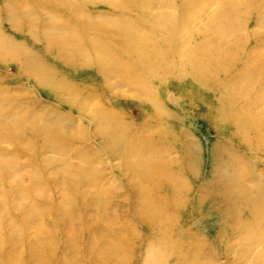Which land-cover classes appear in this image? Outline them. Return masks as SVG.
<instances>
[{"label": "rangeland", "instance_id": "374dc122", "mask_svg": "<svg viewBox=\"0 0 264 264\" xmlns=\"http://www.w3.org/2000/svg\"><path fill=\"white\" fill-rule=\"evenodd\" d=\"M121 1L0 0V264H112L93 247L97 233L109 231L101 204L121 223L120 234L105 237H123L121 264H264V242H255L264 225L251 226L253 209L264 205V0H168L163 13L140 5L130 15ZM224 5L235 14L223 37L211 24ZM161 14L177 27L184 54L197 45L198 58L213 48L225 60L229 44V64H213L216 73L203 86L192 58L182 65L168 39L167 59L161 55L153 72H138L142 83L131 84L129 72L100 67L90 49L72 58L46 43L79 22L119 58L116 24ZM149 172L159 174L148 185ZM147 186L168 218L158 225L141 218ZM164 222L176 229L170 239L178 247L163 243ZM195 246L204 252L198 259Z\"/></svg>", "mask_w": 264, "mask_h": 264}, {"label": "bare ground", "instance_id": "6f19581e", "mask_svg": "<svg viewBox=\"0 0 264 264\" xmlns=\"http://www.w3.org/2000/svg\"><path fill=\"white\" fill-rule=\"evenodd\" d=\"M257 1V0H256ZM167 2L168 0H122L121 1V6H120V10L128 13L129 15L132 14V13H135L136 12V9L140 6V5H143L144 7L145 6H149L151 8H155L158 9L160 12H162L164 10V8H167ZM208 2V1H207ZM202 3V2H200ZM227 3V2H226ZM244 3V2H243ZM70 4V3H69ZM189 4L190 5H195V6H198V3H192L191 1H189ZM209 4V3H208ZM235 4V3H234ZM242 4V3H241ZM251 4V3H250ZM72 5V4H70ZM204 5V4H203ZM210 5V4H209ZM246 5V3L244 4ZM194 6V7H195ZM240 6V5H238ZM243 6V5H242ZM247 6V5H246ZM74 7V6H73ZM72 7V8H73ZM183 10H184V7L182 6ZM181 8V9H182ZM188 8V7H187ZM186 8V9H187ZM233 7H226L224 5V7L222 8V10H220L219 13H217V16L215 18H213L212 20V28H213V31H215L217 34L221 35L224 37V35L226 36V33H224V30L226 29V27L229 26V24H231L232 20H233ZM237 8V7H236ZM197 10V8H196ZM228 10V12H227ZM239 10V9H238ZM239 12V11H238ZM163 13V12H162ZM19 14H22L23 13H20ZM229 15V17H225V15ZM235 14V13H234ZM254 14V13H253ZM261 14V13H260ZM263 14V13H262ZM184 13L181 12L180 16L183 17ZM240 15V14H239ZM252 15V14H251ZM142 16H144L142 14ZM235 16V15H234ZM250 16V14H249ZM148 19H145L144 17L143 18H140V20H130V19H125V21H122L118 24H116L119 28H120V31L122 33V41H123V45L118 49V53H121L123 54V57L121 56V54H119V58H113L111 55H112V47L109 46V45H105L104 43L102 44L99 39H95L94 37H91L89 36L88 34V31L89 29V26L86 27L84 25H82L81 23L78 22V25H81V27L78 28V30H76L75 32L73 30L70 31V33L66 36V37H59V36H49V37H46V43H47V46H49L50 48L53 47L54 49H56L57 51H59L60 54H65L67 57H72V58H75L76 56H78L79 54H81L82 52H84V48H87V49H90L91 52L93 53L94 55V58L97 62V65H99L100 67H106L107 65L111 66L113 68V72L114 71H117L119 72V74L122 76H125L126 73L131 75L128 79V81L131 83V84H140L142 83V80L140 78V74L138 72H142L143 74V71H150V72H153V68L156 69L159 64H158V60L159 59H162V56H165V59H167V53H166V44L168 42V39H171L172 41H174V45L176 47V56L180 57V62L181 64L183 65L184 63L187 64V62L184 60V58L186 56H189L192 58V62H193V66H190L193 71H197V72H202V75H203V78H201L200 80V83L204 86V84H207L208 83V80H210V78H213L214 77V74L216 73L215 71L212 72L214 69V65L216 66H219V65H222V61L223 63L226 62L225 64H229L226 60V56L227 55H231L232 53L231 52H234V47L229 45L228 43V50H224L225 51V54L224 52H222V54H224L225 56H223V58L225 57V60H221L220 57H217L216 54L218 53V51L214 50L213 48L212 49H207L205 50L204 48V53L203 56L204 58H198V54L200 53V47L201 46H194L193 48H190L188 49L184 54V51H182V48L179 46L181 44V41H182V38H178L177 39V33L178 30L177 27H176V30H175V24L171 23V19H169V17L167 15H158L157 17H150V16H146ZM173 17V16H172ZM237 17V16H236ZM251 17V16H250ZM26 18V17H25ZM151 18V20L149 19ZM259 19V18H258ZM153 20V21H152ZM237 20V19H236ZM247 21V20H246ZM244 21V24L245 22ZM210 22V21H209ZM208 22V23H209ZM243 22V21H241ZM239 23V22H238ZM182 24V23H181ZM243 24V23H242ZM243 24V25H244ZM247 24V23H246ZM184 25V24H182ZM181 25V26H182ZM234 25V24H233ZM241 26V25H240ZM184 27V26H183ZM207 27V26H206ZM236 27V26H235ZM241 28V27H240ZM234 29V28H233ZM236 29V28H235ZM181 30H182V27H181ZM80 31V32H79ZM241 31V30H240ZM232 31H230L229 33H227L228 35L231 34V36L234 37L236 31H234V33H232ZM204 33V32H203ZM206 33V32H205ZM207 34V33H206ZM234 34V35H233ZM1 35V34H0ZM80 35V36H79ZM181 36V35H180ZM179 36V37H180ZM204 37V36H203ZM229 38V37H228ZM226 39V42L227 40L229 39ZM180 39V40H179ZM202 39V38H201ZM221 42L223 41V38L221 37ZM231 39V38H230ZM235 39V38H233ZM248 39V38H247ZM7 40V39H6ZM5 40V41H6ZM242 40V39H241ZM244 40V39H243ZM242 40V42H244ZM2 41H4V39L2 38ZM211 41V40H210ZM209 41V42H210ZM169 42H171L169 40ZM214 42V41H213ZM225 42V41H224ZM180 43V44H179ZM212 43V42H210ZM223 43V42H222ZM8 44V42H7ZM245 44V43H243ZM10 45V44H8ZM194 45V44H193ZM4 47V45H1ZM12 46V45H11ZM203 46H206V44L204 43ZM216 46V44H215ZM1 47V48H3ZM239 47V46H238ZM17 48V47H15ZM14 48V49H15ZM237 48V47H236ZM243 49V48H242ZM1 50V49H0ZM3 50H7L6 47L3 48ZM20 50V48H19ZM148 50H152L148 53ZM236 50V49H235ZM7 51H4V52H7ZM21 51V50H20ZM9 52V51H8ZM90 52V53H91ZM238 52V51H237ZM23 53V52H22ZM19 54V53H17ZM173 54V53H172ZM220 54V53H218ZM257 54V53H256ZM22 55V54H21ZM233 55V54H232ZM254 55V54H253ZM209 58V61L210 64L208 65V60H206V58ZM228 57V56H227ZM234 57V56H233ZM30 58V56H29ZM123 58H126L127 60H125L126 62H124V60H122ZM255 58V57H254ZM261 58V56H260ZM33 59V58H32ZM229 59V58H228ZM249 59V58H248ZM34 60V59H33ZM261 60V59H260ZM36 61V60H35ZM33 61V62H35ZM128 61V62H127ZM207 61V62H206ZM254 62V64H256V66H258L259 64V61L256 59V60H252ZM251 61V62H252ZM191 62V63H192ZM230 62V61H229ZM250 62V64H251ZM33 64V63H32ZM35 64V63H34ZM190 64V63H188ZM249 64V65H250ZM253 64V65H254ZM258 64V65H257ZM247 65V64H246ZM260 65H262V63H260ZM248 66V65H247ZM255 66V65H254ZM129 68V69H126V68ZM221 67V66H220ZM223 67V66H222ZM111 68V69H112ZM248 68V67H247ZM250 69V68H249ZM127 70H130V71H127ZM242 71V70H241ZM252 71V70H251ZM253 71H256L254 70L253 68ZM260 72V71H259ZM258 72V73H259ZM247 73V72H246ZM245 73V74H246ZM144 74H149V73H144ZM151 74V73H150ZM218 74V73H217ZM222 74V73H221ZM254 74V73H253ZM242 75V74H241ZM248 75V74H247ZM258 75V74H257ZM260 75V74H259ZM250 76V79L252 78H256V77H253V75H249ZM249 76L247 78H249ZM262 77V76H261ZM259 78V76H258ZM238 79V78H237ZM254 80V79H253ZM245 81V79H244ZM252 81V80H250ZM248 81V83L250 82ZM256 81V80H254ZM217 82V81H216ZM247 82V81H246ZM255 83V82H254ZM237 84V83H236ZM235 84V85H236ZM259 84V83H258ZM264 85V84H263ZM243 82L239 85H237V87L235 86L233 88L234 91H232L230 94L232 93H237V92H241L243 89ZM232 89V88H231ZM256 89V88H255ZM261 89H262V86H261ZM229 94V95H230ZM230 96H233V95H230ZM262 96V95H261ZM235 97V96H234ZM233 97V99H234ZM253 98V97H252ZM224 100V99H222ZM227 101V100H226ZM231 101V100H230ZM235 102V101H234ZM236 103V102H235ZM234 103V104H235ZM248 103V102H247ZM246 103V104H247ZM251 103V102H250ZM243 104V103H242ZM245 104V103H244ZM3 105V104H2ZM258 106V105H257ZM238 108V107H237ZM247 108V107H245ZM244 108V109H245ZM253 109V108H252ZM238 112V111H237ZM8 115V114H7ZM246 115V114H245ZM239 116V115H238ZM5 118V117H4ZM6 132V131H5ZM42 134V133H41ZM48 134V133H47ZM55 134V133H54ZM40 135V134H39ZM51 136V135H50ZM47 137V135L45 136ZM53 137V135H52ZM56 137V136H55ZM53 137V138H55ZM58 137V136H57ZM50 138V137H49ZM59 139V138H58ZM48 140V139H47ZM53 139H51L52 141ZM50 142V141H49ZM57 143V142H56ZM55 144V142H54ZM59 145V143H58ZM51 146V145H50ZM53 147V146H51ZM54 148V147H53ZM61 149V148H60ZM7 165V164H6ZM12 166V165H11ZM149 167V166H148ZM85 168V167H84ZM163 168V167H162ZM67 168H65L66 170ZM136 169V168H135ZM157 169V168H156ZM73 169H71L72 171ZM63 171V169H62ZM67 171V170H66ZM83 171V170H82ZM81 171V172H82ZM138 171V170H137ZM152 171V170H150ZM75 172V171H74ZM85 172V170H84ZM87 172V171H86ZM136 172V171H135ZM82 174V173H81ZM139 174V173H138ZM159 174V173H158ZM158 174L156 173H148L146 175H144L143 177V180H144V183L149 185L151 179L153 178H157L158 177ZM162 174V173H161ZM66 175L68 176V178L70 177V179H72V173H66ZM74 175V174H73ZM80 176V175H78ZM85 177V176H84ZM140 177V176H139ZM15 178V177H14ZM17 178V177H16ZM75 179V178H74ZM77 179V177H76ZM78 180V179H77ZM80 182V179L78 180ZM156 181V180H155ZM154 181V182H155ZM70 182H73V184L75 183L74 181H70ZM155 184V183H154ZM158 185V184H157ZM16 186V185H15ZM80 186V185H78ZM99 186V185H98ZM228 187V186H227ZM78 188V187H77ZM26 192V191H24ZM23 192V193H24ZM28 192V191H27ZM153 189L150 188V187H146L145 189V195L142 197L144 200H142V204L140 205V213L143 215L141 216V218H144V221L148 222V224L150 226H152L155 221H158L159 218H161L160 220H162V217H166V211L164 209H162L163 205L159 206L157 205V200H155V198L153 197ZM144 193V192H143ZM25 194V193H24ZM160 195H162L161 193H159ZM159 195V196H160ZM179 193L177 191H173L172 192V203L173 204H176L179 200ZM25 199V198H24ZM29 199V197H28ZM27 200V199H26ZM144 201V202H143ZM160 201V200H159ZM166 204V203H165ZM164 204V205H165ZM68 204H65L63 207L64 210H66V206ZM103 206V207H101ZM101 208H100V212L102 213L101 218L99 217V219H101L100 221L101 222H105V223H108L109 225V231L108 230H100L97 234H98V239L97 241L94 243L93 247H95V254L98 258H101L103 263L104 262H111L112 264H121L123 263L124 259H125V252H124V247H123V242H124V239L122 236H118V238H115V240L113 242H107L106 241V235L110 234V233H114V234H117L119 233L118 232V229L120 228L121 229V223H116L115 219L113 218V216H110L108 214V212H105L106 210L104 209L105 206L101 204ZM177 207V206H176ZM258 206H255V208L253 209V212L252 214L255 215L256 217H253L252 219V224L251 226H261V225H264V221L262 222H259V214L264 211V205L262 204V210H258L257 208ZM172 208V207H171ZM30 209V208H29ZM108 209V208H107ZM222 209V208H221ZM104 210V211H103ZM23 211V210H22ZM170 212V211H169ZM213 212V211H212ZM26 213V212H25ZM26 215V214H25ZM68 215V219L71 220L72 222V218H73V215ZM27 218H34L35 217V213L32 212V209L31 211H27V215H26ZM261 217V216H260ZM167 218V217H166ZM168 219V218H167ZM264 219V217H263ZM143 220V219H142ZM163 221V220H162ZM73 223V222H72ZM160 223V222H159ZM156 224V223H155ZM73 225V224H72ZM158 225V224H156ZM162 225H164V231H163V234H162V241L164 244H166L167 246H169L170 248H173V245H175V247L177 246L178 243L180 242H174L173 239H170L172 237H174V233H175V230L176 229H172L170 224H166L165 222L162 223ZM155 226V225H154ZM176 226V225H175ZM73 227V226H72ZM149 227V226H148ZM174 227V226H173ZM103 229V228H102ZM162 230V229H160ZM111 231V232H110ZM159 231V230H158ZM78 231H77V228L76 227H73L72 228V234H76ZM106 232V233H105ZM184 232V231H183ZM71 234V235H72ZM78 234V233H77ZM120 234V233H119ZM180 234V233H179ZM73 236V235H72ZM71 236V237H72ZM76 236V235H75ZM74 236V237H75ZM111 236V235H109ZM180 239H182L181 235L179 236ZM245 237V236H244ZM73 238V237H72ZM250 239V238H249ZM253 239V238H252ZM155 240V239H154ZM160 241V240H159ZM161 241V242H162ZM159 242V243H161ZM182 242V241H181ZM255 242L256 244L257 243H262L264 242V231L259 235V237L257 239H255ZM71 244L72 246L74 245L75 246V242L74 241H71ZM186 244V243H184ZM73 246V248H74ZM178 247V246H177ZM242 247V246H241ZM258 247V246H257ZM188 248V247H187ZM202 248V247H201ZM182 249V248H181ZM249 249V248H248ZM166 250V249H165ZM188 250V249H187ZM251 250V249H250ZM170 250H167V253L170 254L169 252ZM193 251V255L195 258H199L202 253L204 254L203 252V249H200L199 247H194V249L192 250ZM164 252V251H163ZM187 252V251H186ZM242 252V251H241ZM255 252V251H254ZM166 251H165V255L167 254ZM176 254V253H179V250L178 249H173V251H171V255ZM133 254V253H132ZM129 255V254H128ZM182 255V254H180ZM179 255V256H180ZM174 256V255H173ZM177 256V254H176ZM264 258V253L263 255ZM181 257V256H180ZM179 257V258H180ZM259 257V256H258ZM209 258V253L205 254V259H208ZM178 259V258H177ZM210 259V258H209ZM259 259V258H258ZM203 260V259H202ZM260 260L262 261V258L260 257ZM181 261V260H180ZM178 260V262L181 264ZM193 261V260H192ZM191 261V262H192ZM205 262V261H204ZM196 264V262H195ZM201 264V263H200Z\"/></svg>", "mask_w": 264, "mask_h": 264}]
</instances>
